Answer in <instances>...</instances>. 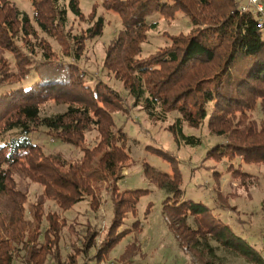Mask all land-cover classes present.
I'll list each match as a JSON object with an SVG mask.
<instances>
[{
	"label": "trees",
	"instance_id": "trees-1",
	"mask_svg": "<svg viewBox=\"0 0 264 264\" xmlns=\"http://www.w3.org/2000/svg\"><path fill=\"white\" fill-rule=\"evenodd\" d=\"M31 1L32 18L10 0H0V264H102L110 244L129 230L123 225L148 189H113L115 214L101 244L96 230L80 234L68 224L71 250L66 255L61 247L66 223L44 213L43 199L27 206L33 182L43 186L41 198L67 210L92 195L94 184L117 176L130 152L127 134L121 127L115 129L112 112L129 110L127 97L102 78L92 83L80 64L88 41L102 35L104 18L74 33L68 28L69 10L82 17L79 0ZM102 4L119 14L123 24L106 49L104 65L123 83L134 107L140 106L156 121L177 112L178 127L172 130L187 145L198 146L200 140L183 132L184 122L227 135V141L212 147L207 157L226 159L234 173H242L237 161L264 163V119L252 116L259 105L264 107V29L252 10H242L237 0H102ZM177 12L188 16L192 29L143 56L148 32L157 27L151 16ZM49 100L69 107L42 116L41 104ZM92 130H98L102 139L84 149V159L68 170L63 169L69 164L65 159L44 154L33 139L37 131L81 146ZM155 149L174 159L163 148ZM148 175L166 190L163 213L183 242L201 244L205 238L209 245L214 240L264 264L262 250L250 239L216 217L204 202L185 197L177 166L173 173L150 168ZM43 218L48 226L41 231ZM139 222L133 221L130 230Z\"/></svg>",
	"mask_w": 264,
	"mask_h": 264
},
{
	"label": "rangeland",
	"instance_id": "rangeland-1",
	"mask_svg": "<svg viewBox=\"0 0 264 264\" xmlns=\"http://www.w3.org/2000/svg\"><path fill=\"white\" fill-rule=\"evenodd\" d=\"M10 1L33 17L34 5L31 0ZM237 1L242 10H252L264 22V0ZM79 3L82 17L69 10L68 28L74 33L83 32L94 26L99 17L104 18L102 35L88 41L80 64L88 71V79L92 83L102 78L127 97L129 110H114L112 113L115 129L121 127L127 134L130 159L120 165L115 178L94 184L92 195L67 210L60 208L52 199L41 198L43 186L33 182L27 207L38 199H43L44 213L55 214L59 221L66 223L61 241L63 253L66 255L71 250L68 224L73 225L80 234L87 229L96 230L97 243L101 244L115 214L113 201L111 202L113 189L117 187L121 191L144 188L148 189V193L141 197L136 213L128 217L129 223L123 225L130 227L129 230L110 244L108 256L102 264H120L125 260H129V264H256L238 253L226 250L214 240L208 245L205 238L200 239L201 244L183 242L178 238L171 228L170 219L163 213L167 192L151 181L148 170L155 168L173 173L177 166L182 172L181 188L185 197L207 204L216 217L229 224L237 233L245 235L261 249L264 257V163L237 161L236 167L242 173H234L228 168L226 159L207 157L212 147L227 141V135L210 133L207 125L195 128L184 122L183 132L200 140L198 146L187 145L172 130L178 127L177 112L168 113L165 120L156 121L151 120L140 106L134 107L133 99L128 96L123 83L115 79L114 74L104 65L106 49L122 28V18L106 9L102 0H79ZM150 19L157 22V27L148 32V38L143 44V56L170 44L172 36L187 33L193 27L183 12H177L170 17L155 13ZM50 41L62 54L58 43L52 39ZM68 107V103L49 100L41 104V114L50 116L62 113ZM252 116L258 120L264 119V107L259 105ZM33 139L43 147L44 154H56L65 159L69 164L63 169L68 170L70 165L81 162L85 157L84 149L94 147L102 136L98 130L89 131L81 146L60 142L53 135L38 134L37 131L33 134ZM155 148H163L174 159L165 158ZM27 214L31 216L28 210ZM135 220L140 222L132 231L131 223ZM47 226L48 221L43 218L40 230L43 231ZM131 248L135 249L133 254L130 252ZM91 252L94 253V250Z\"/></svg>",
	"mask_w": 264,
	"mask_h": 264
},
{
	"label": "built area",
	"instance_id": "built-area-1",
	"mask_svg": "<svg viewBox=\"0 0 264 264\" xmlns=\"http://www.w3.org/2000/svg\"><path fill=\"white\" fill-rule=\"evenodd\" d=\"M259 8L261 9L262 6H260ZM259 26H260V28L264 29V22L263 21H260L259 22Z\"/></svg>",
	"mask_w": 264,
	"mask_h": 264
}]
</instances>
